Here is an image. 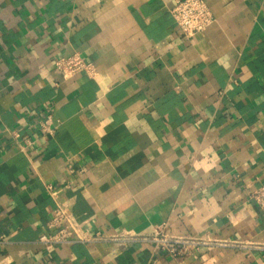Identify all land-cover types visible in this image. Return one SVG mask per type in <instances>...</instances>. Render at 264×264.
I'll return each instance as SVG.
<instances>
[{"label":"crops","instance_id":"1","mask_svg":"<svg viewBox=\"0 0 264 264\" xmlns=\"http://www.w3.org/2000/svg\"><path fill=\"white\" fill-rule=\"evenodd\" d=\"M205 1L187 38L175 0H0V264H264V0ZM75 51L94 74L61 76ZM48 184L83 232L201 242L47 250Z\"/></svg>","mask_w":264,"mask_h":264},{"label":"built area","instance_id":"2","mask_svg":"<svg viewBox=\"0 0 264 264\" xmlns=\"http://www.w3.org/2000/svg\"><path fill=\"white\" fill-rule=\"evenodd\" d=\"M170 13L179 30L187 38L204 31L215 20L214 14L205 0H175ZM55 66L63 78H69L79 71L89 74L95 72L93 64L87 62L79 51L56 58ZM38 125L44 134H52L56 126L50 113H47ZM28 143L31 141L28 140ZM66 186L68 187V185ZM47 189L55 200V207L47 221V230L38 237V242L47 250L58 244L72 242L142 240L154 242L158 248L167 250L172 256H180L201 242L193 237L172 236L160 230H156L152 235L129 234L127 236L83 232L77 228L74 218L58 200L57 190L53 189L50 184L47 185ZM249 194L264 214V180Z\"/></svg>","mask_w":264,"mask_h":264}]
</instances>
